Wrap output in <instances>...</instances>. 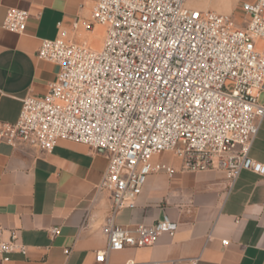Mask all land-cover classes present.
<instances>
[{"label": "built area", "instance_id": "2783aa9c", "mask_svg": "<svg viewBox=\"0 0 264 264\" xmlns=\"http://www.w3.org/2000/svg\"><path fill=\"white\" fill-rule=\"evenodd\" d=\"M96 1L89 21L76 18L41 40L37 57L58 64L56 79L45 94L22 99L15 122L0 120V142L50 152L69 140L108 154L97 189L112 206L95 260L114 264L110 252L151 246L178 228L166 216L133 227L115 222L135 206L150 174L220 170L229 182L243 169L264 174V164L249 156L264 120V0H242L227 13L187 0ZM28 18V10L8 8L2 26L22 33ZM96 24L104 29L100 47L71 35ZM163 153L178 158L179 168L156 159ZM27 251L13 233L0 238L2 261Z\"/></svg>", "mask_w": 264, "mask_h": 264}, {"label": "crops", "instance_id": "0c3cea01", "mask_svg": "<svg viewBox=\"0 0 264 264\" xmlns=\"http://www.w3.org/2000/svg\"><path fill=\"white\" fill-rule=\"evenodd\" d=\"M95 2L0 0V120L15 122L23 98L47 92L59 66L37 57L41 40L55 38L60 28L70 29L76 18L89 21ZM8 8L28 10L24 32L3 28ZM71 35L100 47L104 29L81 25ZM249 156L264 164V120ZM159 159L180 166L170 153ZM107 164L105 151L79 142L59 140L50 152L0 142V238L8 240L13 233L28 249L10 253L0 264H101L95 255L106 246L103 225L112 204L97 186ZM225 176L220 170L150 174L135 206L120 210L115 222L133 227L166 216L178 228L151 246L112 251L109 262L264 264V174L243 169L233 182ZM53 227L59 228L57 234Z\"/></svg>", "mask_w": 264, "mask_h": 264}, {"label": "rangeland", "instance_id": "374dc122", "mask_svg": "<svg viewBox=\"0 0 264 264\" xmlns=\"http://www.w3.org/2000/svg\"><path fill=\"white\" fill-rule=\"evenodd\" d=\"M242 0H187V5L194 8L203 9L202 6L205 8H211L218 12H237V8ZM260 102H264V92L261 93L259 97ZM158 160L159 156H156Z\"/></svg>", "mask_w": 264, "mask_h": 264}]
</instances>
